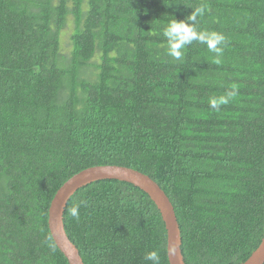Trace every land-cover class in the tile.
<instances>
[{
	"label": "trees",
	"instance_id": "16d2710c",
	"mask_svg": "<svg viewBox=\"0 0 264 264\" xmlns=\"http://www.w3.org/2000/svg\"><path fill=\"white\" fill-rule=\"evenodd\" d=\"M197 8L198 29L227 38L221 64L198 42L167 54L164 29ZM103 166L166 193L186 264L248 261L264 238V0H0V264H69L48 240L51 204ZM64 224L84 264H170L162 216L131 184L80 189Z\"/></svg>",
	"mask_w": 264,
	"mask_h": 264
},
{
	"label": "water",
	"instance_id": "95a60500",
	"mask_svg": "<svg viewBox=\"0 0 264 264\" xmlns=\"http://www.w3.org/2000/svg\"><path fill=\"white\" fill-rule=\"evenodd\" d=\"M108 180L131 184L150 197L166 226L169 263L186 264L182 253L180 226L175 209L166 193L149 176L133 169L118 166L87 169L70 179L56 194L49 211V229L56 246L69 264H84V261L65 230L64 214L68 203L80 189L99 181ZM244 264H264V238L259 248Z\"/></svg>",
	"mask_w": 264,
	"mask_h": 264
},
{
	"label": "clouds",
	"instance_id": "9594fccd",
	"mask_svg": "<svg viewBox=\"0 0 264 264\" xmlns=\"http://www.w3.org/2000/svg\"><path fill=\"white\" fill-rule=\"evenodd\" d=\"M203 12V8H197L186 18V20H177L175 18L169 22L163 31V35L167 40V54L170 57L175 60H180L188 46L192 45L193 42H198L206 45L208 51L214 53V63H222L227 38L223 33L217 31L198 29L197 17L201 16ZM238 94V85L232 84L224 94L210 97L209 106L211 109L219 112L222 106L235 100ZM79 208L80 205H74L68 210L70 215L76 220H79L80 218ZM48 240L51 241L52 237H49ZM49 246L53 249V251L55 250L54 244L50 243ZM144 259L152 262V264H160V256L157 251L147 252Z\"/></svg>",
	"mask_w": 264,
	"mask_h": 264
},
{
	"label": "rangeland",
	"instance_id": "374dc122",
	"mask_svg": "<svg viewBox=\"0 0 264 264\" xmlns=\"http://www.w3.org/2000/svg\"><path fill=\"white\" fill-rule=\"evenodd\" d=\"M75 32V25L73 22V19L70 18L68 25L66 26V28L63 31L62 34V50H61V54L63 57H65L66 59L71 58V54H72V42H71V37ZM92 69H86L85 73H83V75L81 76V78L86 79V78H90V76L92 75Z\"/></svg>",
	"mask_w": 264,
	"mask_h": 264
}]
</instances>
